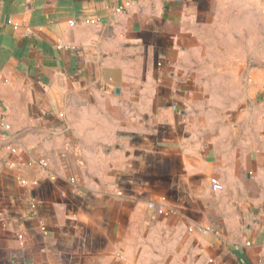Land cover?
<instances>
[{
    "label": "crops",
    "instance_id": "0c3cea01",
    "mask_svg": "<svg viewBox=\"0 0 264 264\" xmlns=\"http://www.w3.org/2000/svg\"><path fill=\"white\" fill-rule=\"evenodd\" d=\"M0 264H264V0H0Z\"/></svg>",
    "mask_w": 264,
    "mask_h": 264
},
{
    "label": "built area",
    "instance_id": "2783aa9c",
    "mask_svg": "<svg viewBox=\"0 0 264 264\" xmlns=\"http://www.w3.org/2000/svg\"><path fill=\"white\" fill-rule=\"evenodd\" d=\"M117 11H119L120 9H116ZM86 22H93V20L91 19H87ZM70 24H75L74 21H70ZM211 187L213 190H216V191H219L223 188V185L216 179V178H213L211 179ZM32 208L35 207L34 204L31 205Z\"/></svg>",
    "mask_w": 264,
    "mask_h": 264
}]
</instances>
